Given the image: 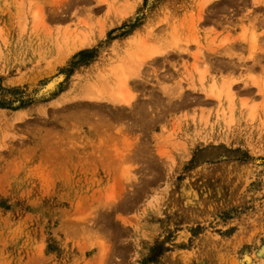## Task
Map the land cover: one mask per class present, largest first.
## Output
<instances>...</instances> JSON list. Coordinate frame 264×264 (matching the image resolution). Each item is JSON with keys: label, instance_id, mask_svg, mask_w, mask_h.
<instances>
[{"label": "rangeland", "instance_id": "rangeland-1", "mask_svg": "<svg viewBox=\"0 0 264 264\" xmlns=\"http://www.w3.org/2000/svg\"><path fill=\"white\" fill-rule=\"evenodd\" d=\"M261 262L264 0H0V264Z\"/></svg>", "mask_w": 264, "mask_h": 264}, {"label": "bare ground", "instance_id": "bare-ground-1", "mask_svg": "<svg viewBox=\"0 0 264 264\" xmlns=\"http://www.w3.org/2000/svg\"><path fill=\"white\" fill-rule=\"evenodd\" d=\"M246 37V31H243V33H241V37L242 38H245ZM246 39V38H245ZM253 40H254V37L252 38ZM76 43H78V44H76ZM74 44H76V46L75 47H79V46H82V45H84L85 44V40H84V38H82V39H80V40H77L76 42H74ZM150 50V49H149ZM144 52V51H143ZM141 53V54H139V53H136V55L135 56H138V57H136L137 58V61H138V66H139V68L140 67H143L144 65H145V61H147V60H149V59H153L154 57H157V54H160L161 52H159V51H157V50H151V51H145L144 53ZM132 53V52H131ZM130 60V59H129ZM131 61V60H130ZM136 61V59L134 58L131 62H132V64L134 63V62H137ZM154 61V60H153ZM124 62V61H123ZM131 64V63H130ZM136 64V66H137V63H135ZM126 65V64H125ZM102 66V65H101ZM132 66V65H131ZM117 67V66H116ZM115 67V68H116ZM119 67V66H118ZM133 67V66H132ZM132 67L130 68V65L128 66V68H130V70L132 69ZM114 68V69H115ZM127 68V67H126ZM134 68V67H133ZM137 68V67H136ZM113 68H111L110 70L113 72V70H112ZM110 70H108V72L110 71ZM119 70V73H120V69H118ZM129 70V71H130ZM132 70H135V68L134 69H132ZM104 71V70H103ZM121 71H122V69H121ZM123 72H124V70H123ZM123 72L121 73V75L123 74ZM110 73V72H109ZM113 74H115L114 72H113ZM120 75V76H121ZM139 75V74H138ZM136 76L137 77V79L139 80V79H141V77H142V74L140 75V76ZM111 76V75H110ZM108 77V76H107ZM109 78V77H108ZM111 79V78H110ZM115 79V78H114ZM127 78H126V76H122V78L120 79V80H117L116 81V84L118 83L119 85H117V87L119 86L120 87V85H123V86H126L125 84H126V80ZM111 81V80H110ZM112 82H113V80H112ZM115 84V83H114ZM223 84V83H222ZM108 85V84H107ZM215 84L214 83H211L210 85H209V88H208V91H206L205 90V88H204V90H205V93H206V96L207 97H209V98H213V99H217V100H220L221 98V94H222V91L217 87V89H216V85L214 86ZM224 85V84H223ZM111 85L109 84V87H110ZM106 87V86H105ZM116 87V86H115ZM193 87V86H192ZM192 87H190V88H192ZM225 89L224 90H226L227 91V93L229 94L230 92H229V88H230V83H226L225 84ZM103 88V87H102ZM125 87H123V89H124ZM110 89H111V87H110ZM122 89V90H123ZM71 90H72V88H71ZM104 91V90H103ZM117 91V90H116ZM124 91V90H123ZM123 91H120L119 89H118V91L117 92H115V93H113V94H109L107 91V93L105 92V94L107 95V94H109L110 96H106V95H104V93H102V89L100 88V86H98V85H91L90 86V88L88 87V88H86L85 89V91H83V92H85V96H87L88 98H86V99H88L89 101H94L95 103H98L97 105L98 106H102V104H99V103H103V102H105V103H110L111 105H113V106H130V107H133V104L135 103V100H136V96L134 97V95H132V94H130V93H128V91L127 92H123ZM126 91V90H125ZM182 91V90H181ZM181 93V92H180ZM179 93V94H180ZM180 98H182L183 97V94H180V95H178ZM177 96V97H178ZM184 96H186V95H184ZM228 97H229V99H230V96L228 95ZM185 99V98H184ZM221 101V100H220ZM230 101V100H229ZM133 103V104H132ZM103 107V106H102ZM101 107V108H102ZM224 109V108H223ZM146 113V112H145ZM227 118V117H226ZM259 264H264V262H261V263H259Z\"/></svg>", "mask_w": 264, "mask_h": 264}, {"label": "crops", "instance_id": "crops-1", "mask_svg": "<svg viewBox=\"0 0 264 264\" xmlns=\"http://www.w3.org/2000/svg\"><path fill=\"white\" fill-rule=\"evenodd\" d=\"M245 48H246V46H244ZM244 54H246V50H245V53ZM215 69H216V72L217 73H219V72H223L222 74H225V68H223V67H221V66H215ZM224 70V71H223ZM219 74H217V76H218ZM217 79H220L219 77L217 78Z\"/></svg>", "mask_w": 264, "mask_h": 264}]
</instances>
